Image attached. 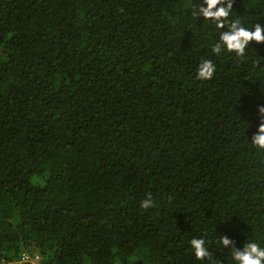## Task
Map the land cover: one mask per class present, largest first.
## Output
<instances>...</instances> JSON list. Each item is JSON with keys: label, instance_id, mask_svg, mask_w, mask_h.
I'll return each mask as SVG.
<instances>
[{"label": "trees", "instance_id": "obj_1", "mask_svg": "<svg viewBox=\"0 0 264 264\" xmlns=\"http://www.w3.org/2000/svg\"><path fill=\"white\" fill-rule=\"evenodd\" d=\"M231 3L219 28L204 0H0V264L264 248V43L212 52L232 22L264 25V0Z\"/></svg>", "mask_w": 264, "mask_h": 264}, {"label": "clouds", "instance_id": "obj_2", "mask_svg": "<svg viewBox=\"0 0 264 264\" xmlns=\"http://www.w3.org/2000/svg\"><path fill=\"white\" fill-rule=\"evenodd\" d=\"M207 7L199 9L200 14L208 20L215 21L219 28L224 27L223 21L230 14L232 8L231 0H227V7L223 6L224 0H204ZM250 42L264 43V25L257 23L253 30H249L239 24L238 21L232 22L227 31L220 34L219 42L212 48L213 54H220L222 51L235 52L237 55H243ZM215 67L210 60H204L198 66L197 78L202 80L211 79ZM261 117V123L257 133L253 135L252 142L260 149H264V106L258 108ZM155 202L149 193L141 202L140 207L143 210L154 208ZM191 247L194 250L195 257L203 260L209 256L203 239H192ZM221 243L225 247L233 246L234 242L227 236L222 237ZM30 256L23 254L19 264H26ZM233 259L238 264H264V248L257 243H248L242 249H235ZM28 260V261H26Z\"/></svg>", "mask_w": 264, "mask_h": 264}, {"label": "rangeland", "instance_id": "obj_3", "mask_svg": "<svg viewBox=\"0 0 264 264\" xmlns=\"http://www.w3.org/2000/svg\"><path fill=\"white\" fill-rule=\"evenodd\" d=\"M28 260H29L31 263H32V262H33V263H36V262H37V258H34V259H33V258H30V257H29ZM28 260H26V261H28Z\"/></svg>", "mask_w": 264, "mask_h": 264}]
</instances>
